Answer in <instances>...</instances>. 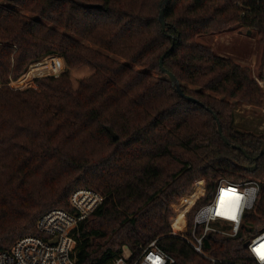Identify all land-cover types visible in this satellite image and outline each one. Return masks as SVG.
Segmentation results:
<instances>
[{"label":"trees","instance_id":"16d2710c","mask_svg":"<svg viewBox=\"0 0 264 264\" xmlns=\"http://www.w3.org/2000/svg\"><path fill=\"white\" fill-rule=\"evenodd\" d=\"M162 2L0 0V252L38 234L46 212L72 211L71 194L86 188L104 200L77 229L78 264H110L124 246L135 259L153 241L174 264H256L247 243L264 231V134L239 129L236 110L262 107L264 90L213 42L255 34L262 80L264 0H169L165 31ZM164 55L203 106L177 93ZM51 56L66 65L58 78L10 87ZM83 67L93 74L74 89L71 70ZM221 180L258 181L260 194L239 234H209L200 255L185 238Z\"/></svg>","mask_w":264,"mask_h":264},{"label":"built area","instance_id":"2783aa9c","mask_svg":"<svg viewBox=\"0 0 264 264\" xmlns=\"http://www.w3.org/2000/svg\"><path fill=\"white\" fill-rule=\"evenodd\" d=\"M34 79L43 77L58 78L64 71V60L57 56L47 57L33 64ZM29 73L17 82L16 90L33 88L34 80L28 82ZM16 81L10 83V87ZM25 84L21 87L20 85ZM12 88V87H11ZM14 89V87H13ZM261 186L258 181L249 180L232 183L221 180L212 201L201 207L194 217L192 239L185 238L194 250L203 254V241L212 233L234 238L244 223L245 215L258 200ZM223 192H228L226 195ZM94 193L80 190L72 195V211L54 209L46 212L37 221L38 234L26 235L17 240L10 250L0 252V264H78L79 225L85 221L103 202ZM94 206V207H92ZM223 224L228 227L225 229ZM201 232V234H198ZM247 249L256 264H264V231L247 243ZM129 247H123L119 258L110 264H174V259L153 241L133 258ZM215 263V260H212Z\"/></svg>","mask_w":264,"mask_h":264},{"label":"rangeland","instance_id":"374dc122","mask_svg":"<svg viewBox=\"0 0 264 264\" xmlns=\"http://www.w3.org/2000/svg\"><path fill=\"white\" fill-rule=\"evenodd\" d=\"M213 46L220 52L222 56L233 58L235 60L240 61L241 63L251 66L254 71V76L258 79L260 86L264 90V77L262 80L259 79L258 68H257L258 67L257 61H258V56L261 52V46L255 34H253L252 32L249 34V32L247 33L246 30H242L240 32L239 31L229 32V33H226L224 35L217 37L215 41L213 42ZM32 66L33 65H30V67L28 68L25 74L29 73L28 82L30 83L32 82V80H34V85L31 84V86L37 89L38 88L37 80L42 79V78H37V80L34 79L35 77L33 76L34 67ZM65 69H66V65L64 62V70ZM91 74H93V71L88 67L71 70V81H72L73 88L77 89L81 81L89 77ZM20 78L17 80H14L16 82L12 84L11 86L12 88L14 87V89H17L15 87H17V82H19L22 79ZM10 83H12V81ZM23 85L25 84L24 83L21 84L20 87ZM22 88H25V87H21L18 89H22ZM236 126L239 129L244 130V131H252L258 134H264V101H263V106L260 108L254 107V106L238 105L237 110H236ZM80 190L92 192L94 193V195H99L100 197L104 199V197L100 193L94 190H90L86 188H78L70 196L69 204H70L71 209L73 207L72 195L76 191H80ZM91 215H92V212L88 216V218ZM223 227L227 229L228 226L226 224H223Z\"/></svg>","mask_w":264,"mask_h":264},{"label":"water","instance_id":"95a60500","mask_svg":"<svg viewBox=\"0 0 264 264\" xmlns=\"http://www.w3.org/2000/svg\"><path fill=\"white\" fill-rule=\"evenodd\" d=\"M168 3H169V0H163V2L161 3V6H160L161 9H160V15H159V23H160V27H161L162 31L166 30L165 12H166ZM97 7H99V6H97ZM250 33L251 32H249V34ZM173 48H174V43H173L172 47L170 48V50L167 53L171 52L173 50ZM165 56L166 55H164L161 58V60H160V68L168 76L169 80L171 81L172 85L176 89L177 93L180 94L182 97H185L189 101L203 106L202 104L198 103L197 100H195L193 98H190V97H187V96L184 95V93L182 91V88L180 86V83H179L178 79L176 78V76L173 73H171L170 71H168L167 69L164 68ZM215 118H216V116H215ZM216 122H217V126H218V132H219L220 135H222V128L220 126V123H219L218 119H216ZM107 131L109 132V134L112 136V138L114 140L118 139V136L114 133V131H112L111 128L107 127ZM263 154H264V145H263V147L261 149V152H260L259 156H262ZM256 167L257 166L254 165L253 167H250V168L248 167L247 169L249 171L253 172V171L256 170Z\"/></svg>","mask_w":264,"mask_h":264},{"label":"bare ground","instance_id":"6f19581e","mask_svg":"<svg viewBox=\"0 0 264 264\" xmlns=\"http://www.w3.org/2000/svg\"><path fill=\"white\" fill-rule=\"evenodd\" d=\"M227 193H228V192H223V194H225V195H226Z\"/></svg>","mask_w":264,"mask_h":264},{"label":"snow or ice","instance_id":"6c2138e0","mask_svg":"<svg viewBox=\"0 0 264 264\" xmlns=\"http://www.w3.org/2000/svg\"><path fill=\"white\" fill-rule=\"evenodd\" d=\"M262 259H264V256H261Z\"/></svg>","mask_w":264,"mask_h":264}]
</instances>
